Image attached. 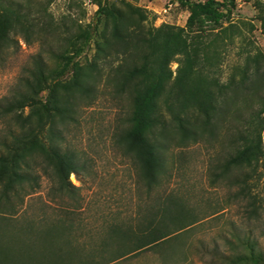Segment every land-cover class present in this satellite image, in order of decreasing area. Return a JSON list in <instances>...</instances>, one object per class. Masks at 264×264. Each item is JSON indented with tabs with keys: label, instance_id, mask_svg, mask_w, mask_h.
<instances>
[{
	"label": "rangeland",
	"instance_id": "obj_1",
	"mask_svg": "<svg viewBox=\"0 0 264 264\" xmlns=\"http://www.w3.org/2000/svg\"><path fill=\"white\" fill-rule=\"evenodd\" d=\"M217 1L228 4V0ZM107 3L118 8L128 3L142 9L146 15L145 28L185 27L188 17V11L173 0H107ZM257 3L264 9V0H235L230 21L236 27L232 38L224 41L218 38L205 52L199 51L193 69L181 80L176 79L180 77L182 57L170 63L172 76L160 101L166 124L157 138L164 168L155 184L146 182L136 156L121 141L131 112L128 87L114 73L123 60L108 56L103 61L99 75L88 80V91L74 96L69 116L57 120L54 126V142L73 153L80 165L69 176L75 188L58 190L53 170L36 157L30 163L35 184L32 188L28 183L18 187L20 198L13 199L11 209L5 207L0 213L11 216L7 235L20 238L23 244L28 241L25 229L32 228L37 233L55 224L70 228L71 244L76 248L66 249L64 246L69 243L57 232L50 246L45 244L47 240L38 239L43 251L21 252L23 264H67L76 257L92 256L108 241L111 227L135 229L168 206L171 210L181 208L185 221L195 224L167 244L108 264H221L204 249L221 246L222 237L237 229L251 230L264 251V171L252 191L262 206L257 217L246 212L247 201L242 200L233 184V177L239 172L223 168L250 116L259 113V97L264 96V69L253 76L243 74L247 57L256 50L264 54ZM3 6L28 11L34 26L27 33L12 31L9 48H0V154L6 152L4 143L10 142L12 135L27 129L28 115L32 125L36 122L30 107L7 110V105L25 91L23 80L30 75L33 57L40 54L48 72L59 69L61 64L52 54L72 51L68 39L95 23L97 11L94 0H0V9ZM98 28L109 34L108 24L102 23ZM218 30L210 26L205 32L194 29L191 34L194 45L200 50L202 43L213 40ZM79 45L77 42L74 47ZM93 53L91 44L78 61L85 63ZM69 77L65 75V79ZM210 87L230 89L222 112L210 125H204L195 97L197 91ZM173 113L189 120L192 135H181L172 122ZM261 118L264 119V112ZM28 193L31 195L27 196ZM168 229L173 233L176 226L169 223ZM113 253L98 258L99 262L111 259Z\"/></svg>",
	"mask_w": 264,
	"mask_h": 264
},
{
	"label": "trees",
	"instance_id": "obj_2",
	"mask_svg": "<svg viewBox=\"0 0 264 264\" xmlns=\"http://www.w3.org/2000/svg\"><path fill=\"white\" fill-rule=\"evenodd\" d=\"M173 2L188 11L185 27L161 25L145 28L143 22L146 21V15L142 9L128 3L124 8H118L109 5L107 0H94L97 6L95 23L87 25L68 39L72 51L52 54L61 64L59 69L48 72L41 55L33 57L30 75L23 80L25 91L7 105V110L30 107L36 122L32 125L29 121L31 115H28L27 129L12 135L11 141L4 143L6 152L0 154V213L5 207L11 209L13 199L20 198L18 187L28 183L32 188L35 184L30 163L36 157L51 167L58 190L70 191L75 188L70 183L69 176L75 174L80 165L73 153L64 151L54 142V126L57 120L69 116L74 96L88 91V80L93 75H99L101 64L108 56L123 60V64L114 73L124 81L131 97L128 127L122 133L121 141L128 152L136 156L146 182L149 185L156 183L164 168L157 138L163 133L166 124L160 101L172 76L170 63L176 57H182L178 69L180 77L176 79L181 80L193 69L199 51L205 52L218 38L220 41L230 40L236 28L230 23L235 0H228V4L217 0ZM262 8L257 3L260 30L264 36ZM32 22L28 11L19 7L3 6L0 9V48H9L12 41L9 34L12 31L29 32L34 26ZM102 23L109 25L108 35L99 31L98 26ZM224 23L228 25L223 27ZM208 26L217 27L219 30L214 39L202 43L199 50L194 45L191 34L194 29L205 32ZM77 42L80 45L75 48ZM91 44L94 51L92 58L80 63L78 59ZM261 69H264V54L256 50L247 57L243 74L253 76ZM66 74L70 75L69 79H65ZM228 89L230 87L215 90L210 87L197 91L195 105L198 114L203 116L204 125H210L222 112ZM259 100V113L250 116L246 129L238 137L237 147L223 165L225 171L239 172L233 177V184L238 187L242 200L247 201L246 212L257 217L262 206L252 191L264 171V119L261 118L264 112V96L259 97ZM172 122L182 136L192 135L193 131L188 127L189 120L182 114L173 113ZM30 195L31 193L27 194ZM174 209L176 210H171L170 206L161 208L155 215L157 219L153 218L135 229L129 226L111 227L108 241H104L97 251L92 252V256L76 257L75 261L70 260L71 263L108 264L169 243L172 237L195 224L185 221L181 208L178 209L180 211ZM10 219L11 216L6 213L0 214V264H23L21 252L34 253L36 249L43 251L44 246L38 243V239L43 242L47 240L48 243L45 244L50 246L52 238L58 236L57 232L69 243L67 247L64 246L66 249L73 246L70 228L57 227L55 224L37 233L32 228L25 229L28 241L23 244L20 238L7 235ZM169 223L176 226L173 233L168 229ZM262 235L264 236V231ZM222 241L221 246H214L211 250L204 249V252L216 257L221 264H264V251L260 249L251 230H232L222 237ZM58 249L68 253L66 249ZM75 252L78 253V250ZM110 252H114L113 257L100 263L98 258L103 259ZM70 261L67 264H71Z\"/></svg>",
	"mask_w": 264,
	"mask_h": 264
}]
</instances>
